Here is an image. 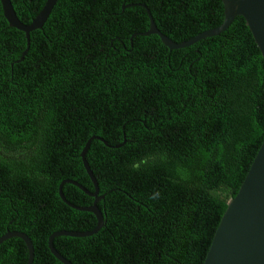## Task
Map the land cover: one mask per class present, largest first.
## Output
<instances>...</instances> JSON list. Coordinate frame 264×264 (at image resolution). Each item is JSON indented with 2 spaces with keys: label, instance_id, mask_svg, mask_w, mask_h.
Listing matches in <instances>:
<instances>
[{
  "label": "trees",
  "instance_id": "1",
  "mask_svg": "<svg viewBox=\"0 0 264 264\" xmlns=\"http://www.w3.org/2000/svg\"><path fill=\"white\" fill-rule=\"evenodd\" d=\"M30 24L46 0H10ZM188 41L223 23L221 0H58L42 29L11 28L0 3V237L26 234L32 264H61L57 231L96 218L58 195L94 192L103 227L54 248L72 264H203L227 203L264 139V59L242 17L218 36L169 50L149 29ZM119 146V147H116ZM77 207L94 198L64 184ZM24 243L0 264H26Z\"/></svg>",
  "mask_w": 264,
  "mask_h": 264
},
{
  "label": "water",
  "instance_id": "2",
  "mask_svg": "<svg viewBox=\"0 0 264 264\" xmlns=\"http://www.w3.org/2000/svg\"><path fill=\"white\" fill-rule=\"evenodd\" d=\"M57 2L58 0H46L43 8L31 23L24 24L18 19L10 0H0L3 16L9 26L25 35L26 49L22 52V56L17 63L24 59L29 50L30 33L42 29ZM221 2L224 14L223 23L219 27L205 31L188 41L176 43L162 34L157 29L150 11L146 8L149 29L141 35H156L166 48L178 50L189 47L200 40L218 36L228 29L236 17H242L264 59V0H221ZM94 139L98 138L95 136L89 138L80 153L82 165L92 182L94 192H90L75 181L64 180L59 185L58 195L67 206L94 215L97 221L96 227L86 232L57 231L49 236L48 249L61 264L72 263L54 248L53 240L56 237H89L96 234L104 225L103 215L97 206L98 201L103 199V196L98 197V184L85 158ZM64 184L76 186L84 194L94 198L93 203L86 207H77L70 204L62 193ZM12 238H18L24 243L28 252L26 264H32L34 247L30 238L22 232L7 231L0 237V245ZM203 264H264V139L237 194L227 203L226 210L214 232Z\"/></svg>",
  "mask_w": 264,
  "mask_h": 264
}]
</instances>
